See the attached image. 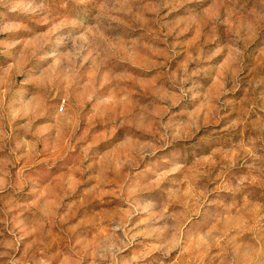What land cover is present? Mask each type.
<instances>
[{"label":"rangeland","instance_id":"rangeland-1","mask_svg":"<svg viewBox=\"0 0 264 264\" xmlns=\"http://www.w3.org/2000/svg\"><path fill=\"white\" fill-rule=\"evenodd\" d=\"M0 264H264V0H0Z\"/></svg>","mask_w":264,"mask_h":264}]
</instances>
